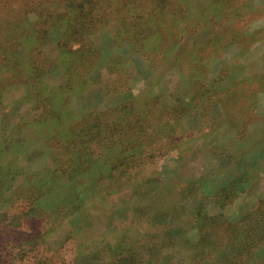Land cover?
I'll list each match as a JSON object with an SVG mask.
<instances>
[{
    "label": "rangeland",
    "instance_id": "374dc122",
    "mask_svg": "<svg viewBox=\"0 0 264 264\" xmlns=\"http://www.w3.org/2000/svg\"><path fill=\"white\" fill-rule=\"evenodd\" d=\"M260 116L264 0H0V264H264Z\"/></svg>",
    "mask_w": 264,
    "mask_h": 264
},
{
    "label": "crops",
    "instance_id": "0c3cea01",
    "mask_svg": "<svg viewBox=\"0 0 264 264\" xmlns=\"http://www.w3.org/2000/svg\"><path fill=\"white\" fill-rule=\"evenodd\" d=\"M262 117L264 118V116H260L259 118L262 119ZM261 127L264 129V124L262 125V123H261Z\"/></svg>",
    "mask_w": 264,
    "mask_h": 264
}]
</instances>
